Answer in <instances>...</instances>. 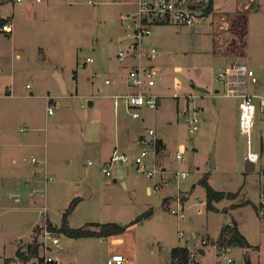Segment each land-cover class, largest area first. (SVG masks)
Here are the masks:
<instances>
[{"label": "rangeland", "instance_id": "1", "mask_svg": "<svg viewBox=\"0 0 264 264\" xmlns=\"http://www.w3.org/2000/svg\"><path fill=\"white\" fill-rule=\"evenodd\" d=\"M92 1L0 0V19L9 15L15 23L8 33L0 26V91L7 85L12 93L10 104H0V131L6 137L0 142V153L9 148L7 143L17 145L34 135L47 151L46 164H38V171L32 172L41 178L38 184L33 177L32 189L25 182L30 176L20 178L18 165L0 154V187L9 185L15 192L0 191V241H8L7 257L16 256L15 246L21 242L20 249L25 247L27 253L37 234L34 227L47 218L60 225L62 213L77 198L69 216L74 227L90 221L128 224L149 208L154 216L128 226L123 234L126 249L114 246L110 237L73 238L56 233L60 242L52 245L49 254L63 257L67 264H107L108 255L116 251L131 252L128 264H173L169 252L174 243L205 249V254L196 256L198 264H264V217L258 211L264 192V121L258 111L250 150L261 157L255 170H246L249 137L239 127L241 98L224 95L225 85L219 78L228 59L244 63L259 78L258 83L248 84V90L264 94V0H213L212 11L194 25L154 24L144 46L157 49L153 63L161 71L153 90L161 99L156 109H140L139 118L124 108L123 98L115 107L110 96L134 90L127 66L133 60L118 58L115 36L116 31L126 29L120 25L121 14L133 6L127 0ZM58 71L66 82V93L55 77ZM176 80L182 82L180 94H196L192 105L202 107L196 131H191L182 115L183 99L172 96ZM47 95L53 97L51 114ZM89 100L95 101L94 109ZM164 107L169 113L162 112ZM88 111L106 119L123 113L134 124L128 144L120 143V154L139 155L143 145L138 136L149 137L150 128L158 129L167 142L155 156L158 170L154 175L147 176L132 160L121 164L123 175L116 166L106 175L84 134ZM182 143L183 158H177ZM27 153L22 168L31 175L36 165L31 158L36 153ZM150 154L144 158L147 162L153 159ZM182 172L186 175L181 176ZM205 174L215 189L236 196L216 202L217 210L206 209V190L200 183ZM48 176L52 180L46 181ZM182 207L184 219L171 212ZM233 222L254 246H234L227 254L233 260L228 262L221 259L215 244L202 242L215 239L222 225ZM43 253L41 245L39 256ZM39 256L27 264H43ZM4 263L0 256V264Z\"/></svg>", "mask_w": 264, "mask_h": 264}, {"label": "built area", "instance_id": "2", "mask_svg": "<svg viewBox=\"0 0 264 264\" xmlns=\"http://www.w3.org/2000/svg\"><path fill=\"white\" fill-rule=\"evenodd\" d=\"M23 1V0H17ZM41 1V0H37ZM92 3V0H89ZM211 2L213 0H136V7L133 11L122 13L120 18V25L126 27L116 35L117 44V56L123 61L127 58H138L139 63L132 66L129 70L128 80L130 86L134 87V90L128 93H119L114 96L115 105L120 104V100L124 99V105L127 111L133 118H139L142 116L140 109L148 107L149 109H156L159 105L161 95L153 91L154 86L157 84L158 78H160L161 68L153 63V59L157 56V49L151 47L146 49L144 46V40L152 34V26L157 23H177L185 25H194L200 18H205V15ZM214 3V2H213ZM198 12H203L199 15ZM1 30L5 32L12 31V25L10 23H4ZM146 59L147 62H143ZM88 61H93L92 57L87 58ZM1 71V68H0ZM219 78L224 82L226 96H235L241 98L240 101V115H239V127L241 133L249 137V146L247 159L255 163L261 157V154L256 151L250 150V136L254 131V125L256 122L258 111L264 121V94H257L248 90V84H256L259 81L258 75L253 68L247 67L244 63H232L228 64L224 71L219 73ZM109 82V80H107ZM182 82L176 80L173 83L174 92L172 96L174 98H182L185 102V107L181 110L189 128L191 131L199 129L200 118L198 113L202 111V107L193 106L194 98L197 96L192 92L187 95L180 94ZM48 103L51 97L46 96ZM257 100L258 102H255ZM53 108L48 105V113L51 114ZM149 137L145 135L139 139V143L143 145V149L137 156H130L128 153L120 154L114 152L109 161L103 165L102 171L106 175H111V167L116 166L118 169L121 164L132 160L136 166L146 171L147 176H153L158 170L156 167L155 156L158 152L159 138L154 128L149 129ZM262 144H264V128ZM180 150L177 152V158H183L184 144L180 145ZM152 152V154H150ZM152 156V161L147 162L144 158L148 155ZM32 160L35 163H40L36 157ZM91 163V160H89ZM261 172H264L262 170ZM186 172H182L181 176H185ZM52 179V177H50ZM259 214L264 217V192L263 198L260 202L258 209ZM171 212L178 217L185 218L184 208L172 209ZM182 234V232H181ZM39 244L42 245L44 253L41 255L43 258V264H52L53 261L57 263V259L53 254H49L52 251V245H58L60 240L58 235L50 229L48 219L40 224ZM51 241L52 243H49ZM203 244H208L207 239H203ZM233 246H225L224 249L219 250L221 259L232 261L233 258L227 254L232 252ZM198 250H191L190 257L191 262L196 263V256ZM127 258L120 253L113 254L108 260L107 264H126ZM173 264H182L180 256L173 258Z\"/></svg>", "mask_w": 264, "mask_h": 264}, {"label": "crops", "instance_id": "3", "mask_svg": "<svg viewBox=\"0 0 264 264\" xmlns=\"http://www.w3.org/2000/svg\"><path fill=\"white\" fill-rule=\"evenodd\" d=\"M135 1L136 0H127L125 1L127 4H131L133 6V10L135 9L136 7V4H135ZM23 2V1H22ZM133 10H129L127 12H130V11H133ZM4 18H9L7 20L8 23H10L13 27L14 26V21H13V18H11L9 15L8 16H3ZM2 18V17H1ZM6 22V23H7ZM12 27V31H13V28ZM123 30V29H122ZM11 31V32H12ZM120 31H116V35L119 33ZM8 33V32H7ZM115 35V36H116ZM20 54L19 53H16V57H19ZM88 58V57H87ZM129 59H132L133 61H131V64L127 65L128 68H131L132 66H134L135 64L139 63V59L138 58H133V57H130ZM146 60V59H145ZM143 59V62L145 63H149L147 62V60L145 61ZM230 65L232 63H234L233 61H231V59L227 61V64ZM155 64V63H154ZM156 65V64H155ZM158 66V65H157ZM160 67V66H158ZM2 69V67H0ZM119 78V75L117 76ZM108 80V79H107ZM106 80V82H107ZM120 81V80H119ZM110 83V82H109ZM66 84V82H65ZM117 84H119L117 82ZM67 89V88H66ZM154 91V90H153ZM64 93V92H63ZM66 93V92H65ZM116 94H119L118 92L117 93H114V94H111L110 93V96L113 98V96H115ZM160 94V93H159ZM49 96V95H47ZM12 97V93H11V89H9L7 87V85L3 88L2 87V91H0V104L3 105L2 103H9L10 104V98ZM51 97V96H50ZM53 101V97H51L50 99V102L48 103L47 101V98H46V103H47V109H48V105H51V102ZM115 98H114V105H115ZM179 102V101H178ZM184 102V100H183ZM98 104V103H97ZM122 103H120L119 105H121ZM89 105L92 107L91 109H94L95 108V101L94 100H89ZM178 109H180L179 107V103H177ZM185 102H184V108L185 107ZM115 107H117V105H115ZM167 107H169V105H167ZM125 108V106H124ZM162 109V108H161ZM160 109V110H161ZM183 109V108H182ZM169 110L168 108L164 107V109L162 110V112L164 113H169ZM48 111V110H47ZM163 115V113H162ZM161 117V116H160ZM87 122H86V127H85V136H88V139H89V147H92L95 151V155H96V159L100 160V162H102L104 165L109 161V159L111 158V156L113 155L114 152H119V146H120V143H122L123 145H127L130 138H131V135H132V132L134 131L135 127L133 126L134 124H131V121L128 119V117L125 115V114H121L119 113L118 115L115 114L113 119L110 118V119H106L103 114H97L96 112H89L87 113ZM145 118V114H143V117L142 119ZM155 121H157V118H155ZM156 134L158 136L159 139H162L163 141V144H164V147H166V138L164 137V135L161 134V132L156 129ZM142 136L144 135H139L137 140H139ZM6 137H2V133L0 131V142H3L5 140ZM6 144V143H5ZM183 144V143H182ZM8 145V149H3L4 152L3 153H0L1 154V157L2 159L4 158H12V162L14 164H17L18 167L16 168V173L19 174V177L20 178H23V177H26V176H30V177H27L29 178V180L25 181L27 182L28 184L31 185V189L33 188V182L34 180L36 179L37 183L39 184L41 182V178H38L36 176H33V170L34 172H37V168L40 167V165L38 164H46V150L44 151V149H42V144L40 143V140H39V136L37 135H34L32 140H29L27 142H18L17 145H14V143H7ZM181 145V144H180ZM14 146V148H13ZM12 148V149H11ZM7 150V151H6ZM29 150H31L32 152L36 153V155L32 156L37 158V160H40L41 162L40 163H35L36 165L33 166L32 170H31V175H29L30 173L28 171H26L25 169L22 168V161L25 160V155H27L29 152ZM126 153V152H125ZM23 156V157H22ZM31 158V160H32ZM1 159V158H0ZM34 161V160H33ZM0 165H3L1 162H0ZM120 170L122 171V174L123 175L125 173L124 169L120 166ZM118 172H119V169H118ZM2 175H6V173H2ZM8 175V174H7ZM120 175V174H119ZM120 175V176H121ZM33 177L35 179H33ZM51 176H48L46 177V181H50L52 179H50ZM31 180V181H30ZM33 181V182H32ZM2 189H5L9 195H12L14 194L15 192L12 191V187L9 186V185H4V186H1L0 187V191ZM263 191H264V187H263ZM19 193V192H18ZM17 193V194H18ZM25 195H26V192H25ZM36 195V194H35ZM185 195V199L188 198L186 194ZM1 196V195H0ZM5 196V195H4ZM30 197V196H29ZM19 196L16 198V200H19ZM64 213V212H63ZM62 213V214H63ZM154 216V212L153 214L148 218V219H144V221H149L151 220V218H153ZM48 219V218H47ZM71 217H70V224H71ZM50 220V219H48ZM51 221V220H50ZM52 222V221H51ZM91 222V221H90ZM53 223V222H52ZM87 223V222H86ZM85 224V223H84ZM229 224H232L234 225V222L233 223H229ZM40 226V224H37L36 226ZM53 225H56L58 226L57 224L53 223ZM72 225V224H71ZM36 226L34 227V232H35V228ZM74 227V225H72ZM238 226V225H237ZM238 229L247 237V239L249 240L251 246H254V244L251 242V239L248 237V235L245 233L244 229L242 228H239L238 226ZM34 234V233H33ZM124 233L120 234V235H116V236H110L111 238V241H112V244L115 246H123L124 249H126V238L123 236ZM103 239V238H102ZM206 239V238H204ZM6 242H8L7 240H4L3 242L0 241V256L1 257H4L5 259L6 258H9L7 257V244ZM211 242V241H210ZM209 242V243H210ZM213 244V243H212ZM20 245H23V243H18L16 246H15V252H16V256L13 257L14 260L11 262V264L15 263V262H18V261H22L21 259H19L17 257V250L20 248ZM177 246H186L191 250H193L191 248L190 245L187 244H178V243H174V245H171V249H170V252H169V258H171V250L172 248L174 247H177ZM22 250L25 249V247L21 248ZM61 250L64 251V246L61 247ZM199 252H201L202 254H205V249L203 248H199ZM60 253V252H59ZM116 253H120V254H123L126 258H127V263H130V254L131 252L129 251H116V252H113L112 254L108 255V259L113 255V254H116ZM57 259V263L56 264H67L64 260H63V257H56ZM32 259H30L29 261L25 262L26 264L29 263ZM173 263V259L171 261ZM41 263V262H40ZM198 264V262H196ZM5 264V263H4Z\"/></svg>", "mask_w": 264, "mask_h": 264}, {"label": "trees", "instance_id": "4", "mask_svg": "<svg viewBox=\"0 0 264 264\" xmlns=\"http://www.w3.org/2000/svg\"><path fill=\"white\" fill-rule=\"evenodd\" d=\"M212 5L213 2H211L206 14H209L212 11ZM9 18L2 17L0 19V26H2L4 23L7 22ZM3 27V26H2ZM75 76V74H74ZM159 145H158V152L162 151L164 149V144L162 139H159ZM200 183L203 185V187L206 190L205 194V201H206V209L208 210H217L215 203L221 201L222 199L226 197H234L237 193L235 192H227L222 190L215 189L212 184L209 181V175L205 174L201 180ZM185 199V198H184ZM78 199L75 198V200H72L70 205L67 207V209L62 214L61 224L56 226L53 225V223L48 220V224L50 229L54 231V233L57 234H65L69 237L73 238H80V237H112L116 235H120L124 233L128 226L140 222L144 219L149 218L153 214V208H149L144 213L140 214L138 217H136L132 222L128 224H121L119 222L111 221V222H87L82 226L79 227H73L70 224V214L73 212L77 205ZM167 199L165 200V202ZM40 231V226H36L35 233L36 237L34 239V242L30 243L27 246L28 252L26 253L22 249L17 250V257L21 259L22 261H29L34 256H39L40 252V244L38 242V232ZM208 242H212L215 244L219 250L224 249L225 246H241L245 248L251 247V244L247 237L238 229L237 223L234 222V225L226 223L222 225V228L218 234V236L215 239H212L210 237L206 238ZM210 240V241H209ZM175 256H180L182 264H189L191 261L190 257V249L186 246H177L172 248L171 250V258H174ZM40 262H43V258L39 256ZM14 260L13 257H9L5 259V264H11V262ZM197 262V261H196ZM52 264H56V262L53 261Z\"/></svg>", "mask_w": 264, "mask_h": 264}, {"label": "water", "instance_id": "5", "mask_svg": "<svg viewBox=\"0 0 264 264\" xmlns=\"http://www.w3.org/2000/svg\"><path fill=\"white\" fill-rule=\"evenodd\" d=\"M202 13L203 12H198L199 15H202ZM55 77H56V79L58 80V83L61 86L62 92H64V93L67 92L65 80L63 79L62 74L59 73V71H58V72H56ZM198 89L201 92H208V90L206 88H203V87H198ZM242 168H243V166H240V169H242ZM245 169L246 170H250V171L255 170V163L246 158V160H245ZM119 174L120 175L122 174V171L120 170V168H119Z\"/></svg>", "mask_w": 264, "mask_h": 264}, {"label": "flooded vegetation", "instance_id": "6", "mask_svg": "<svg viewBox=\"0 0 264 264\" xmlns=\"http://www.w3.org/2000/svg\"><path fill=\"white\" fill-rule=\"evenodd\" d=\"M214 7V4L212 5V8Z\"/></svg>", "mask_w": 264, "mask_h": 264}]
</instances>
